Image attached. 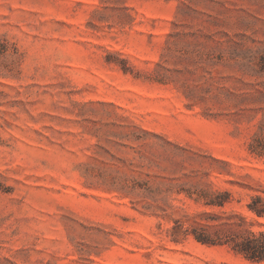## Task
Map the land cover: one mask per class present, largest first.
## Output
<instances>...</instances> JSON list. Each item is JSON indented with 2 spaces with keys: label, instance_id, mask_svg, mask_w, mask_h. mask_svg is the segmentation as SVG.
Segmentation results:
<instances>
[{
  "label": "rangeland",
  "instance_id": "obj_1",
  "mask_svg": "<svg viewBox=\"0 0 264 264\" xmlns=\"http://www.w3.org/2000/svg\"><path fill=\"white\" fill-rule=\"evenodd\" d=\"M256 138L264 0H0V264H264Z\"/></svg>",
  "mask_w": 264,
  "mask_h": 264
},
{
  "label": "trees",
  "instance_id": "obj_2",
  "mask_svg": "<svg viewBox=\"0 0 264 264\" xmlns=\"http://www.w3.org/2000/svg\"><path fill=\"white\" fill-rule=\"evenodd\" d=\"M252 153L264 156V139L256 138L250 144ZM225 198L212 200L209 204L224 205ZM259 201L254 200L250 208L258 214L264 213ZM207 215V223L192 229L195 239L204 244H228L244 257L254 261L264 260V231L249 227L246 218L239 214L232 216Z\"/></svg>",
  "mask_w": 264,
  "mask_h": 264
}]
</instances>
